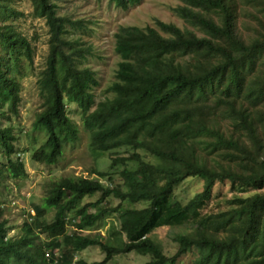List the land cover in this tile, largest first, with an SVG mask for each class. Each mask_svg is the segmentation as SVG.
Returning a JSON list of instances; mask_svg holds the SVG:
<instances>
[{"label": "trees", "instance_id": "1", "mask_svg": "<svg viewBox=\"0 0 264 264\" xmlns=\"http://www.w3.org/2000/svg\"><path fill=\"white\" fill-rule=\"evenodd\" d=\"M31 1V15L49 27V51L37 81L42 109L33 125L47 132L50 147L34 158L55 163L63 144L78 139L67 112L76 103L92 150L128 152L113 159L124 165L119 183L124 190L97 179L63 177L34 205L41 217L54 210L52 219L25 221L18 238L8 237L0 209V264H46L44 249H32L38 226L56 236L44 247L64 248L65 260L91 244L104 245L100 237L77 239L67 229L74 218L79 228H99L106 210L92 213L88 207L112 195L149 206L122 210L128 241L110 248L103 263L79 264H105L113 253L130 252L149 255L145 264H178L190 252L197 257L188 264H264V0H181L173 10L184 27L160 18L154 26H120L113 97L95 110L97 73L80 66L90 47L71 37L86 29L85 21L59 14L55 0ZM110 2L129 10L142 0ZM23 15L17 0H0V146L9 156L19 138L11 117L22 102V67L34 62L37 51L38 36L28 37L17 26ZM23 169L19 159L9 157L0 173L19 175ZM188 178L204 184L183 202L175 192ZM226 183L227 194L214 193L217 184ZM96 192L101 197L82 207L81 200ZM184 224L190 230L176 233L178 250L167 255L151 234Z\"/></svg>", "mask_w": 264, "mask_h": 264}, {"label": "rangeland", "instance_id": "2", "mask_svg": "<svg viewBox=\"0 0 264 264\" xmlns=\"http://www.w3.org/2000/svg\"><path fill=\"white\" fill-rule=\"evenodd\" d=\"M55 2L59 5V14L75 20L82 19L87 25L85 30H77L71 34V37L79 38L81 46L90 47V53H87L80 66H88L97 73L99 86L94 90L97 102L113 97L109 87L116 79V70L121 60L116 51L115 37L120 26H154L157 18L174 22L180 27L186 25L185 21L178 17L173 10L175 6L181 4V0H142L141 4L133 6L129 10L116 7L110 0H55ZM17 4L25 14L16 19L18 28L28 37L37 35L38 39L34 62L30 64L25 61L22 67V102L18 106L19 113L11 117V123L15 126V132L19 137L16 143L18 153L14 154L12 159L16 160L19 157L24 161L28 177L7 176L0 186V198L5 201L2 220L6 223L8 237L13 238L22 235V227L26 219L35 216L34 205L42 204L52 187L61 178H97V170H102L108 171L116 179L121 170V166L113 164L110 158L112 151L104 153L89 147L90 135L83 127L81 111L75 103L69 104L67 111L79 127V137L66 145L58 162L46 164L41 161H33V152L30 157H26V150L35 149L47 140V134L36 129L33 124L37 113L42 109V98L39 94L37 81L39 71L45 68L49 51V27L44 18L31 15L34 9L31 0H17ZM124 150L126 149H119L116 154L128 155V152ZM6 161L7 158L0 149V164ZM100 178L104 184L112 182L109 176ZM203 184L204 182L200 178H188L177 187L176 197L186 202L195 193L202 190ZM214 190V193H221L220 195L227 194L229 184H217ZM98 197L99 194L85 197L81 203L96 201ZM107 200L113 206H117L120 202L114 197ZM123 204L125 205V203ZM143 204L146 203L134 206L143 207ZM53 214L54 210H50L42 219L49 222ZM108 222L119 226V220L114 215L108 218ZM109 223L104 229H101L104 236L108 235ZM187 225L189 224L161 227L152 234V238L162 244L167 255H174L178 250L174 236L176 233L185 232ZM80 257L92 263L103 260L105 252L100 247L91 246L81 251L78 254V259ZM196 257L197 255L190 252L183 255L178 264H188ZM147 260H149L148 256L139 255L137 252L115 253L107 264H143Z\"/></svg>", "mask_w": 264, "mask_h": 264}, {"label": "clouds", "instance_id": "3", "mask_svg": "<svg viewBox=\"0 0 264 264\" xmlns=\"http://www.w3.org/2000/svg\"><path fill=\"white\" fill-rule=\"evenodd\" d=\"M85 67V66H84ZM98 79V78H97ZM99 81V80H98ZM112 93H114V92H112ZM102 101V100H101ZM100 102V101H99ZM99 102H97V99H96V102H95V104L91 107V110H95V109H97V107L99 106ZM76 104V103H75ZM77 106H78V104H76ZM79 108V107H78ZM81 111V110H80ZM68 112V111H67ZM69 114V113H68ZM70 116V115H69ZM81 116H82V114H81ZM105 116V115H104ZM83 119V118H82ZM73 120V119H72ZM76 124V123H75ZM84 124V123H83ZM78 127V126H77ZM83 127L85 128V130H86V127L83 125ZM78 130H79V127H78ZM42 131H44V130H42ZM88 133H89V131L88 130H86ZM46 134H47V132L46 131H44ZM78 135H79V132H78ZM89 135H90V133H89ZM90 139H91V135H90ZM76 140V139H75ZM74 140V141H75ZM17 141H18V138H17V140H15L14 142H13V146H14V151L12 152V153H10V156L8 155V153L6 152V150L4 149V148H2V146H0V149L2 150V152L5 154V156H6V158H7V161L5 162V163H3V164H0V166L1 167H3L4 169H7L8 168V159H9V157L10 158H13V155L14 154H16V153H18V151H17V147H16V143H17ZM69 142H73V141H68V142H65L64 144H63V147H62V150L60 151V153L61 154H63V152H64V149H65V147H66V145L69 143ZM49 147H50V138H49V136L47 135V140L43 143V144H41L39 147H37V148H35V149H30V150H26V157H30L31 155V152H33V154H32V159H33V161H40V160H37V159H35L34 158V153H42V152H44V151H47V150H49ZM122 149V148H121ZM100 151V150H99ZM110 151H112L113 153L110 155V158H111V160H112V162H113V164H115V165H117V166H121V170L124 168V165L121 163V162H119V163H115L114 162V158H118V157H122L123 155H117L116 154V152H118V149L116 150V149H114V150H110ZM110 151H107V152H110ZM101 152H104V151H101ZM104 153H106V152H104ZM59 155V157H58V160H59V158L62 156V155ZM17 159H19V161H21L22 163L24 162L22 159H20L19 157H17ZM16 159V160H17ZM58 160H57V162H58ZM41 162H45V161H41ZM57 162H55V163H57ZM46 164H49V163H47V162H45ZM24 164V163H23ZM135 162H133V161H129L128 162V165L130 166V167H134L135 166ZM24 167H25V164H24ZM120 170V171H121ZM98 171H102V170H97V172ZM103 172H105V176H109V178H110V181H112L111 183H109V184H104V183H102V181H101V178L100 177H105V176H102V175H100L99 173L97 174V178H86V179H97L102 185H104L105 187L106 186H108V187H115V186H119L120 187V185H119V183H121L120 181H121V176H120V173H119V177L118 178H114L111 174H109L108 173V171H103ZM7 176H12V177H15V178H18V177H25L26 176V178L28 177V170H27V168L25 167V169H23L22 170V172L19 174V175H13L11 172H8V171H6V172H4V173H0V186L2 185V183L4 182V180L6 179V177ZM121 189H123L124 190V188H122V187H120ZM96 194H99V197H101V192H96L94 195H96ZM94 195H92V196H94ZM90 196V195H89ZM89 196H85V197H89ZM84 197V198H85ZM98 197V198H99ZM112 197H114V198H117V199H119L120 200V202H119V204L117 205V206H113V205H111L110 204V202H109V200H107L108 198H106L105 199V201H104V203H102L101 205H97V206H95V207H92V206H89L88 207V212H92V213H95V212H98V211H102V210H106V212H105V215H104V217H103V219H102V224H101V226L99 227V228H96V229H93V230H89V229H86V228H79L78 227V223L76 224V222L78 221L79 222V219H76V218H74V224H71V226H70V228L69 229H67V234L68 235H70L71 237H76L77 239H79L80 237H82L83 235H86V234H91L92 236H96V237H100L101 238V240H102V242H104V245H101V244H91V245H89V246H87V248H89V247H91V246H95V247H100L101 249H102V251H104L105 252V258L103 259V260H101V261H95V262H97V263H103V261L106 259V255H107V253H108V251H109V249L111 248H113V247H116V246H118L119 244H121L122 243V241L124 240L125 242H127L128 241V238H127V234H126V232H124L123 230H122V228H121V224H122V220H121V216H120V213L122 212V210H124L126 207H130V208H136V209H142V208H146L147 206H149V204L147 203V202H145V201H139V202H132V201H130V200H122L121 198H119V197H116V196H114V195H112ZM84 198H83V200H84ZM109 198H111V197H109ZM97 200V199H96ZM91 202H95V201H91ZM87 203H89V202H87ZM87 203H82V207L83 206H85V204H87ZM123 203H125V205L123 204ZM139 203H146L143 207H137V206H134L135 204H139ZM3 204H5V201L4 200H2L1 198H0V209H2L3 211H4V208H3ZM33 210L35 211V216H34V218H31V219H26V221H28V222H30V224H35V223H37V222H42V221H38L37 219H38V217L41 219V220H43V221H46L45 219H42V217L41 216H38V213H37V210H36V208H35V206L33 207ZM4 215V214H3ZM116 216L117 217V219L119 220V226H116L114 223H109L108 222V218L109 217H111V216ZM38 216V217H37ZM45 216V215H44ZM2 218H3V216H2ZM2 218H1V222H4L5 223V221L4 220H2ZM47 222V221H46ZM109 223V227H108V231H107V236H104L103 235V233L101 232V229H104L105 228V226L107 225ZM5 225H6V223H5ZM164 227V226H163ZM186 227V229L185 230H187V231H189L190 229H187V228H190L188 225L187 226H185ZM159 228H161V227H159ZM158 228V229H159ZM167 228H169V227H167ZM94 232H97V233H95L94 234ZM155 232V231H154ZM36 236H37V243H36V245L32 248L33 250L34 249H39V248H42V249H44V251H45V254H42V261H44L46 264H79V262L80 261H84V262H88L86 259H84V258H82V257H80L79 259H78V254L81 252V251H83V250H85V249H87V248H85V249H82V250H80V251H78V252H75L74 254H73V256L72 257H70V258H68L67 260H65L64 259V248H55L54 250H53V252H52V246L51 247H47V246H45L44 247V245L46 244V243H51L54 239H55V237L56 236H53L52 234H51V232L49 231V230H47V229H42L41 227H39L38 226V228H36ZM153 234V233H152ZM152 234H151V236H152ZM111 236V241L109 240V237ZM115 236L118 238V243H115L114 242V239H115ZM5 240H7L6 238H5ZM108 241V242H107ZM130 253H132V252H130ZM114 254L115 253H113V255L112 256H114ZM118 254H121V253H118ZM124 254H129V253H124ZM140 255V254H139ZM142 256H148L149 257V260H150V256L149 255H142ZM148 261V260H147ZM146 261V262H147ZM109 262V261H108ZM108 262H106V264L108 263ZM145 262V263H146ZM88 263H90V262H88ZM92 263H94V262H92ZM145 263H143V264H145Z\"/></svg>", "mask_w": 264, "mask_h": 264}]
</instances>
